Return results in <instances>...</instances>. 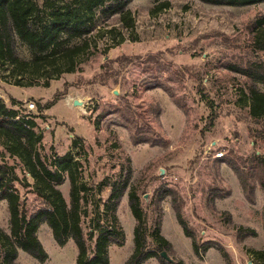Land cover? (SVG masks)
<instances>
[{
    "label": "rangeland",
    "instance_id": "1",
    "mask_svg": "<svg viewBox=\"0 0 264 264\" xmlns=\"http://www.w3.org/2000/svg\"><path fill=\"white\" fill-rule=\"evenodd\" d=\"M45 1L29 0L39 7L41 22L50 21L52 9L66 6L88 21L87 45L73 57L72 70H65L58 54L45 55L34 71L23 70L18 77L30 85L13 84L17 76L6 63L0 67V97L36 120L41 134L36 146L43 154L71 150L78 159V179L88 188L84 232L92 203L108 194V187L99 190L102 182L116 179L129 163L131 183L148 214L149 240L160 214V232L171 243L163 249L171 262L152 256L144 264H264V256L254 252L264 249V190L251 168L256 155H264V118L250 114L243 94L246 77L227 67L264 59L250 44L251 29L264 21V1L232 6L169 0L167 7L156 8L159 1L132 0L126 6L129 22L116 15L105 18L86 0ZM17 44L28 59L25 44ZM29 101L34 108H28ZM0 161L15 166L21 199L29 210L37 208L41 200L32 191L34 179L1 138ZM69 187L68 178L59 185L67 201ZM164 187L173 191L156 202ZM176 209L190 236L178 223ZM117 216L126 239L122 246L109 245L110 264H123L134 249L135 218L127 191ZM0 227L10 231L4 200ZM37 236L48 258L40 262L20 251V264H75L73 240L58 245L46 223Z\"/></svg>",
    "mask_w": 264,
    "mask_h": 264
},
{
    "label": "trees",
    "instance_id": "2",
    "mask_svg": "<svg viewBox=\"0 0 264 264\" xmlns=\"http://www.w3.org/2000/svg\"><path fill=\"white\" fill-rule=\"evenodd\" d=\"M86 1L92 6L100 7V13L105 18L116 15V19L129 22L126 6L132 0H100V3L99 0ZM154 1H159L156 8L167 7L170 3L169 0ZM200 1L244 6L264 0ZM45 2L47 3V0ZM39 10V7L36 4L33 6L29 0H0V67L6 63L12 66L11 72L17 76L13 82L15 85L32 84L23 83L18 75L23 74L22 71L27 68L31 71L37 69L41 60L48 54L62 56L65 59L63 64L68 66L65 70H72L73 57L87 45V20H81L72 10L62 6L52 9L50 21L43 23L39 19ZM18 40L28 49V59L18 53ZM250 44L255 53L264 54V21H257V25L251 29ZM49 62L53 65L57 63L53 58ZM227 67L246 77L247 87L243 94L247 96L250 114L256 118H264V59L258 56L244 64L228 63ZM49 106L50 103L43 108ZM41 110L40 106L39 111ZM36 126L37 122L33 117L21 114L19 109L8 106L0 97V138L7 150L20 158L23 167L34 179L32 191L41 200L37 208L29 210L15 185V181L19 180L15 166L0 161V201L7 203L10 228L7 233L0 227V264H20L17 261L19 249L44 262L48 253L37 236V230L42 223L49 226L58 245L63 246L69 239L73 240L77 248L75 264H110L109 245L122 246L126 239L124 228L117 216L118 206L126 191L135 225L134 249L123 264H144L152 256L165 262L166 259L160 252L163 249L168 251L171 243L160 232V214L155 218L154 230L150 232L152 240H149L148 214L143 209L136 187L131 183L130 164L127 163L121 168L116 179L102 182L99 190L102 192L104 187H108L109 191L104 199L100 198L99 203H92L89 229L85 233L82 219L89 214L88 188L82 179H78L76 168L79 161L71 150L61 155L43 154L40 147L36 146L41 139ZM77 140L82 144L81 137ZM77 140L73 142L76 144ZM253 162L251 168L264 190V155H256ZM66 178L70 185L69 201L59 189V185L63 184ZM171 191L173 189L170 187H164L157 193L155 201H160L171 194ZM154 209L159 212L156 206ZM175 215L184 233L190 236V230L179 209L175 210ZM89 240L94 242L93 247L89 246ZM150 243L152 248L148 246ZM192 244L194 249H197L195 240ZM254 252L256 256H264V249Z\"/></svg>",
    "mask_w": 264,
    "mask_h": 264
},
{
    "label": "water",
    "instance_id": "3",
    "mask_svg": "<svg viewBox=\"0 0 264 264\" xmlns=\"http://www.w3.org/2000/svg\"><path fill=\"white\" fill-rule=\"evenodd\" d=\"M115 93H116V91H115ZM73 103H74V104H81V101L78 100V99H74V100H73ZM162 172H163V171H162V169H161V173H162ZM160 255H161L163 258H165L166 260H168V261H171V260H172V259L167 255V253H166L165 250L161 251V252H160Z\"/></svg>",
    "mask_w": 264,
    "mask_h": 264
},
{
    "label": "built area",
    "instance_id": "4",
    "mask_svg": "<svg viewBox=\"0 0 264 264\" xmlns=\"http://www.w3.org/2000/svg\"><path fill=\"white\" fill-rule=\"evenodd\" d=\"M26 105L28 106L29 109H32L35 107V103L32 101H29ZM221 154L222 153H217L216 156H221Z\"/></svg>",
    "mask_w": 264,
    "mask_h": 264
},
{
    "label": "crops",
    "instance_id": "5",
    "mask_svg": "<svg viewBox=\"0 0 264 264\" xmlns=\"http://www.w3.org/2000/svg\"><path fill=\"white\" fill-rule=\"evenodd\" d=\"M20 251H22V250L19 249V251H18V256H19V254H20Z\"/></svg>",
    "mask_w": 264,
    "mask_h": 264
}]
</instances>
